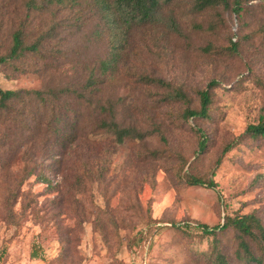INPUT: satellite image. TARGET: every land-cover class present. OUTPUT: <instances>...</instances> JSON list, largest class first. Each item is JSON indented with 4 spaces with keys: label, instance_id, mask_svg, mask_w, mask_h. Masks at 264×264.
Instances as JSON below:
<instances>
[{
    "label": "rangeland",
    "instance_id": "1",
    "mask_svg": "<svg viewBox=\"0 0 264 264\" xmlns=\"http://www.w3.org/2000/svg\"><path fill=\"white\" fill-rule=\"evenodd\" d=\"M232 1L196 12L191 0H172L155 22L115 35L101 23V0L44 3L39 11H27V0H0L2 53L18 22L26 45L40 41L38 52L0 66V87L54 91V102L68 108L61 124L77 134L59 148L46 125L50 107L28 99L0 118V264H213L214 248L229 264H245L233 229L205 235L195 227L245 214L264 226V139L245 133L264 108V0ZM118 42V60L100 75ZM91 75L103 80L94 96L84 88ZM146 77L186 99L165 100L171 88ZM211 81L207 117L185 118ZM99 106L119 126L149 135L117 144L96 127ZM199 130L207 143L198 154ZM3 136L10 141L2 146ZM212 169L214 189L184 181ZM250 245L261 258L257 241Z\"/></svg>",
    "mask_w": 264,
    "mask_h": 264
},
{
    "label": "trees",
    "instance_id": "2",
    "mask_svg": "<svg viewBox=\"0 0 264 264\" xmlns=\"http://www.w3.org/2000/svg\"><path fill=\"white\" fill-rule=\"evenodd\" d=\"M43 1L42 3H40ZM56 3V4H65V0H27L26 10L27 11H39L44 7V3ZM172 2V0H101L103 5H99V12L101 13V23H103L107 27H111L113 25V29L115 35L117 33L123 34V32H127L128 30H132L133 27H139L142 25L150 24L155 22L158 13L165 6ZM236 7H240V1L233 0L232 1ZM230 0H191V7L196 12H203L208 9H216L222 7L227 9L230 5ZM236 14H239L240 8H234ZM173 22V21H172ZM18 26L10 32V40L9 47L7 52L2 53L0 50V66H13L14 63L20 58L24 57L26 53H36L39 48V40L36 42L26 45L24 43V26L23 23L17 24ZM175 25V23H174ZM175 29V27H174ZM232 39L236 42V31L232 34ZM236 44L233 45L235 47ZM110 51L108 54V58L102 60L100 62L99 68L100 75H106L108 72V68L113 61L118 60V51L124 48L122 42H118L116 45L110 44ZM234 51V50H232ZM97 77L91 75L87 79L86 84L84 85L85 91L89 96H94L98 92V85H101L103 80H96ZM145 81L149 83H157L159 85L165 86L167 88H171L169 84L164 83L160 79L155 78H144ZM216 82L211 81L205 89L197 91L198 99H199V108L197 110H186L185 118H205L207 117L208 108L211 103L209 88L215 85ZM171 92L166 96L165 100L171 101H183L186 99V94L180 90V88H171ZM45 92L42 90H23V89H6L3 90L0 87V118H4L6 114H10L15 111L16 105L24 103L25 100H30L36 102V105L39 108L50 107L52 119L50 123L46 124L50 131L54 135V141L57 142L59 148L66 149L71 146L76 141L77 134L76 131L71 133L67 130V128L62 125L64 116L63 114L67 111L66 104L60 102H54L53 99L57 97L54 91ZM65 94L66 90L62 89L58 94ZM74 94V96H71ZM68 95V93H66ZM73 99L77 101H85L87 98L86 95L77 94L75 92H70V95ZM89 100V99H88ZM17 115L23 117V113L21 111L17 112ZM98 124L96 125L97 129L109 132L114 134V139L117 144L123 142L125 138L134 137L137 139H142L146 135V132H139L132 127H121L114 120V116L112 115L111 110H107L106 108L99 106L96 111ZM109 115L110 120L106 121V117ZM111 115V116H110ZM12 120V119H9ZM13 121V120H12ZM6 120H2L0 124H5ZM14 122V121H13ZM199 140L197 143V153H202L205 150L207 143V136L199 130ZM245 133L249 135L251 138H262L264 139V108L262 114L259 116L258 122L256 124H249ZM7 136L2 137V146L5 145L4 141H10L6 138ZM235 142L227 143L222 148L219 156L214 161V167H217L221 162L222 157L227 153L230 149L233 148ZM9 152V155H12L13 148L12 146H8L6 148ZM58 155V153L56 154ZM12 156H9V158ZM53 157V156H51ZM3 168V165L0 166ZM29 172H32L30 170ZM213 169L210 170L208 177H201L196 175H191L186 173L184 176V181L189 186H201L210 189H214L216 187V182L213 179ZM41 182H46V178L41 176ZM17 197V193H12L13 200ZM15 201V200H14ZM195 227L201 230V233L205 235H214V233L218 230H222L224 228H231L235 231L238 247L241 250L242 255H240L239 259L243 261L245 264H259L264 260V226L262 225L260 219L256 217L254 214H245L237 217L226 216L224 218V223L222 225H215L212 228H209L204 224H197ZM250 241H257L260 245L259 248L261 250V258H257L254 256L251 251ZM215 255L212 262L213 264H229L224 255H222L219 251H216V248L212 251ZM211 253V254H212ZM210 254V255H211ZM242 262V263H243Z\"/></svg>",
    "mask_w": 264,
    "mask_h": 264
}]
</instances>
